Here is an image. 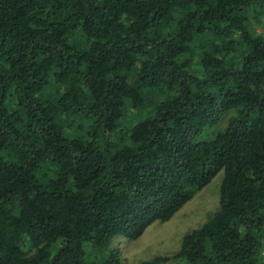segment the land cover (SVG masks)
I'll return each mask as SVG.
<instances>
[{
	"label": "trees",
	"instance_id": "trees-1",
	"mask_svg": "<svg viewBox=\"0 0 264 264\" xmlns=\"http://www.w3.org/2000/svg\"><path fill=\"white\" fill-rule=\"evenodd\" d=\"M252 18L264 0H0V264H123L117 236L170 220L221 170L218 209L177 256L260 264Z\"/></svg>",
	"mask_w": 264,
	"mask_h": 264
},
{
	"label": "rangeland",
	"instance_id": "rangeland-1",
	"mask_svg": "<svg viewBox=\"0 0 264 264\" xmlns=\"http://www.w3.org/2000/svg\"><path fill=\"white\" fill-rule=\"evenodd\" d=\"M250 31L254 35L264 36V18L257 23L250 19ZM236 56V54H234ZM237 58V56H236ZM139 116L134 109L126 110L122 121L132 124ZM223 171H219L204 188L195 193L192 199L185 203L170 220L154 222L136 239L117 236L112 242L120 252L123 264H137L155 257L169 258V264H187L178 255L182 237L191 230L199 227L218 209L219 187ZM88 253L91 249L87 247Z\"/></svg>",
	"mask_w": 264,
	"mask_h": 264
},
{
	"label": "built area",
	"instance_id": "built-area-1",
	"mask_svg": "<svg viewBox=\"0 0 264 264\" xmlns=\"http://www.w3.org/2000/svg\"><path fill=\"white\" fill-rule=\"evenodd\" d=\"M260 264H264V244L261 252V257H260Z\"/></svg>",
	"mask_w": 264,
	"mask_h": 264
}]
</instances>
